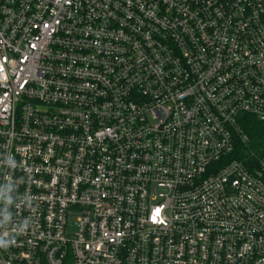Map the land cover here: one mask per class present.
<instances>
[{
	"label": "built area",
	"instance_id": "obj_1",
	"mask_svg": "<svg viewBox=\"0 0 264 264\" xmlns=\"http://www.w3.org/2000/svg\"><path fill=\"white\" fill-rule=\"evenodd\" d=\"M247 118L261 0H0V264H264Z\"/></svg>",
	"mask_w": 264,
	"mask_h": 264
},
{
	"label": "trees",
	"instance_id": "obj_2",
	"mask_svg": "<svg viewBox=\"0 0 264 264\" xmlns=\"http://www.w3.org/2000/svg\"><path fill=\"white\" fill-rule=\"evenodd\" d=\"M244 129L251 141L250 148L255 152L264 151V124H260L252 118H247Z\"/></svg>",
	"mask_w": 264,
	"mask_h": 264
},
{
	"label": "rangeland",
	"instance_id": "obj_3",
	"mask_svg": "<svg viewBox=\"0 0 264 264\" xmlns=\"http://www.w3.org/2000/svg\"><path fill=\"white\" fill-rule=\"evenodd\" d=\"M77 213H73L72 215H69L67 218V235L69 238L73 236V234L76 233V220H77Z\"/></svg>",
	"mask_w": 264,
	"mask_h": 264
},
{
	"label": "water",
	"instance_id": "obj_4",
	"mask_svg": "<svg viewBox=\"0 0 264 264\" xmlns=\"http://www.w3.org/2000/svg\"><path fill=\"white\" fill-rule=\"evenodd\" d=\"M262 4H264V0H261Z\"/></svg>",
	"mask_w": 264,
	"mask_h": 264
}]
</instances>
